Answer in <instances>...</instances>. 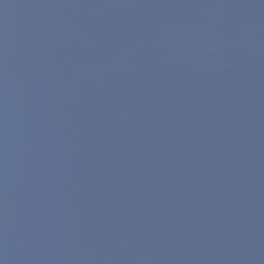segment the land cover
<instances>
[{"label":"water","instance_id":"obj_1","mask_svg":"<svg viewBox=\"0 0 264 264\" xmlns=\"http://www.w3.org/2000/svg\"><path fill=\"white\" fill-rule=\"evenodd\" d=\"M0 264H264V0H0Z\"/></svg>","mask_w":264,"mask_h":264}]
</instances>
